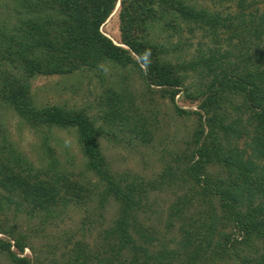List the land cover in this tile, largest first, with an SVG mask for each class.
I'll use <instances>...</instances> for the list:
<instances>
[{
	"label": "trees",
	"instance_id": "16d2710c",
	"mask_svg": "<svg viewBox=\"0 0 264 264\" xmlns=\"http://www.w3.org/2000/svg\"><path fill=\"white\" fill-rule=\"evenodd\" d=\"M211 1L218 5L223 0ZM224 1L233 2L235 14L211 13L186 0H2V6L12 5L13 13H7L10 19L0 17V106L31 128L74 130L84 171L95 178L88 186L82 184L50 156L48 147L45 167L36 168L0 135V255L10 264L42 262L27 235L7 224L9 215L37 218L44 225L69 207L83 208L93 201L100 210L109 200L117 205L112 224L97 233L90 248L80 241L63 246L57 264H208L225 257L264 264V251L258 254L253 246L258 241L264 246V43L259 47L264 11L257 13L254 0ZM116 5L121 46L101 30ZM195 29L207 38L211 34L217 47L198 50L187 61L173 57L179 46L167 42ZM221 30L230 40L235 36L236 43L222 47L217 39ZM152 31L157 42L149 39ZM145 50L151 52L147 69ZM105 63L136 68L148 93L168 100L178 117L195 118L188 154H170L150 181L111 171L96 142L101 130L82 110L37 108L31 101L26 80L81 68L100 72ZM176 99L196 109L181 108ZM96 106L107 125L116 122L119 132L150 143V124L130 91L108 86ZM172 187L170 217H182L191 203L202 209L181 220L176 250L161 245L152 253L156 239L139 224L138 213L150 193ZM97 225L90 214L81 221L87 231ZM227 227L232 230L226 232ZM242 247L251 248L246 257ZM24 249L32 257L21 255Z\"/></svg>",
	"mask_w": 264,
	"mask_h": 264
},
{
	"label": "rangeland",
	"instance_id": "374dc122",
	"mask_svg": "<svg viewBox=\"0 0 264 264\" xmlns=\"http://www.w3.org/2000/svg\"><path fill=\"white\" fill-rule=\"evenodd\" d=\"M186 1L197 8H205L211 13L221 12L222 15L236 13L233 2L227 3L223 0L217 5L211 0ZM11 6L6 3L2 6V0H0V17L10 19L7 13H13ZM253 7L258 14L262 13L264 0H254ZM117 12L118 8L102 26V32L114 42H118L119 39ZM153 34L156 35L152 31L149 39L157 42ZM228 37L227 33L218 31L217 39L223 42L222 47L228 48L225 42L236 43L235 36L231 40ZM211 38V34L207 38L203 31L195 29L193 33L183 31L167 43L169 46H179L177 51L172 52L173 57L180 61H187L195 58L198 50L203 52L207 48H216L217 44L210 41ZM263 43L260 42L259 47ZM100 69L101 71L98 72L81 68L69 75L34 77L26 80L33 106L39 108L58 105L70 110H82L87 118L101 130L97 132L96 142L111 171L115 174L129 172L150 181L156 178L163 164L169 161L170 154H188L190 149L188 143L195 126V118L191 116L186 121L184 117H178L168 100L161 99L157 92L148 93L136 68L121 69L105 63ZM192 78L190 83L194 82ZM108 86L115 90L127 89L134 95L141 117L150 124L148 130L152 133V139L148 145H143L141 138L133 136L134 134L119 132L116 122L107 125L103 121L99 107L97 108L96 105L103 89ZM176 103L184 109L193 111L196 109L195 104L182 103L177 99ZM231 115L234 117V114L231 113ZM106 133L107 135L113 133L114 136H106ZM0 135L5 137L4 142L9 143L19 155L36 168L45 167L44 152L48 147L51 151L50 156L55 157L59 165L70 171L82 184L88 186L95 180L92 174L84 171V161L79 152L74 130L51 128L41 131L39 128H31L11 109L0 106ZM238 145L241 146L242 143L239 142ZM173 200L174 187L150 193L146 207L138 213L139 224L156 239L150 248L152 253L159 251L161 245H164L167 251L176 250L181 238V220L186 221L189 216L202 209L199 203H191L185 206L182 216L185 218L170 217L168 206ZM97 213L100 214L99 217ZM89 214L91 220L98 221L99 226L87 231L81 226V221ZM116 216L117 205L113 201L109 200L100 210H97L96 204L91 201L83 208L69 207L58 219L48 224L40 225L37 218L28 219L24 215L16 216L14 219H11L9 215L7 224H12L15 230L27 235L28 243L35 250L38 249L42 264H57L62 259L63 246L69 248L72 242L80 241L90 248L97 241V233L102 228L109 227ZM231 230L232 228H226V232ZM253 246L258 254L264 251L260 241ZM250 249V247H242V256L246 257ZM24 255L28 258L32 257L28 249ZM239 259L225 257L208 264H240ZM0 264L10 263L0 255Z\"/></svg>",
	"mask_w": 264,
	"mask_h": 264
},
{
	"label": "clouds",
	"instance_id": "9594fccd",
	"mask_svg": "<svg viewBox=\"0 0 264 264\" xmlns=\"http://www.w3.org/2000/svg\"><path fill=\"white\" fill-rule=\"evenodd\" d=\"M117 7H118V5H116L115 6V8H114V10H113V12L117 9ZM112 12V13H113ZM112 13H111V15H112ZM110 15V16H111ZM109 16V17H110ZM107 21V20H106ZM104 25V24H103ZM102 25V26H103ZM101 30H102V27H101ZM105 35V34H104ZM107 38H109L114 44H116V45H119L118 44V42H119V39H118V42H114L109 36H107V35H105ZM119 46H121V45H119ZM143 55V65H144V67H145V69H147V67H149L150 66V63H151V52H150V50H145V53L144 54H142Z\"/></svg>",
	"mask_w": 264,
	"mask_h": 264
},
{
	"label": "built area",
	"instance_id": "2783aa9c",
	"mask_svg": "<svg viewBox=\"0 0 264 264\" xmlns=\"http://www.w3.org/2000/svg\"><path fill=\"white\" fill-rule=\"evenodd\" d=\"M27 249H24L23 253L21 255H24L26 253Z\"/></svg>",
	"mask_w": 264,
	"mask_h": 264
}]
</instances>
